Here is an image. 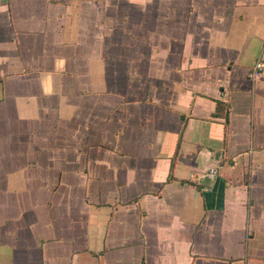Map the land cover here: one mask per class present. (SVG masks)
<instances>
[{
    "label": "crops",
    "instance_id": "0c3cea01",
    "mask_svg": "<svg viewBox=\"0 0 264 264\" xmlns=\"http://www.w3.org/2000/svg\"><path fill=\"white\" fill-rule=\"evenodd\" d=\"M259 60L264 0H0V264H264Z\"/></svg>",
    "mask_w": 264,
    "mask_h": 264
},
{
    "label": "built area",
    "instance_id": "2783aa9c",
    "mask_svg": "<svg viewBox=\"0 0 264 264\" xmlns=\"http://www.w3.org/2000/svg\"><path fill=\"white\" fill-rule=\"evenodd\" d=\"M264 74V62L261 60L256 61L249 73L250 78H256L260 75ZM210 173H213V170H210Z\"/></svg>",
    "mask_w": 264,
    "mask_h": 264
}]
</instances>
